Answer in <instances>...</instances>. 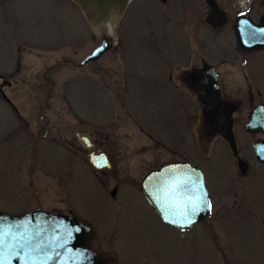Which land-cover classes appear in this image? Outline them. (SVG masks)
Returning <instances> with one entry per match:
<instances>
[{
    "label": "rangeland",
    "instance_id": "1",
    "mask_svg": "<svg viewBox=\"0 0 264 264\" xmlns=\"http://www.w3.org/2000/svg\"><path fill=\"white\" fill-rule=\"evenodd\" d=\"M258 1L253 0L250 10ZM5 5L9 8H1ZM204 6L201 0H133L122 21L120 41L114 45L119 51L115 54L107 51L96 62L76 66L69 62L58 65V62L65 57L80 62L100 40L90 31L83 15L74 19L71 3L66 0L0 1V67L14 60L10 44L13 33L31 29L34 35L43 31L53 36L56 23L68 32L67 37L62 33L60 40L49 46H32V42L25 40L19 42L22 69L17 75L9 76L11 85L4 88L6 97L18 110L1 107L4 100L0 97V126L3 128L0 129V213L17 216L36 208L67 213L71 208L72 215L93 224L95 243L101 241L106 245V251L114 253L116 264H223L221 250L234 238L226 235L225 227L220 224L218 201L215 206L218 214L209 221L188 231L175 230L159 219L137 185L140 177L157 163L153 154L158 148L153 145V138L164 144H176L171 131L178 125L180 131L187 130V124L181 121L174 126L169 109L153 102L139 103L143 98L139 89L129 95L134 104L127 102L122 89L124 76H138L144 70L139 47L144 30L145 37L154 38L160 23L170 28L172 34L180 28L175 39H186L182 30L193 21L190 14L193 7L195 10ZM11 27L14 31L8 36ZM53 64L48 76L54 81V87L48 104L44 105L47 108L42 110L40 105L46 101L47 89L40 78L44 69ZM185 116L184 111L182 117L185 119ZM16 119H19L17 124H28V129H20L23 132L18 134L19 138L13 136L16 133L9 134L10 124ZM42 123L48 131L39 138ZM76 123L87 124L102 134L109 128L115 140L125 145L130 154L124 167L105 175L106 185L100 180L104 178L102 174L95 175L80 163V168H74L75 158L70 167L61 168L63 152L59 147L62 143H73L72 130ZM199 124L196 118V130ZM139 126L151 137L143 135ZM18 139L30 143L35 139V144L36 140L40 144V148L36 144L38 164L33 173L26 170L33 159L28 143L18 155L8 156L13 147L17 148ZM50 144L56 145L51 151ZM186 144L193 158L198 160L202 144L193 140ZM186 144L184 154L188 155ZM7 149H10L8 154ZM72 151L67 148L64 152L69 157ZM167 152L165 150L164 158ZM22 154L26 157L22 158ZM145 161L146 166L142 168ZM117 183L118 190L113 197L109 191ZM214 193L218 199V194ZM110 243L114 250L109 251Z\"/></svg>",
    "mask_w": 264,
    "mask_h": 264
},
{
    "label": "flooded vegetation",
    "instance_id": "2",
    "mask_svg": "<svg viewBox=\"0 0 264 264\" xmlns=\"http://www.w3.org/2000/svg\"><path fill=\"white\" fill-rule=\"evenodd\" d=\"M66 1L71 3V10L75 14L74 19L76 16L82 15L76 4L71 0ZM201 1L205 6L195 7V10L193 7V11L190 13L193 21L187 25L185 31L182 30V35L185 33L186 39H175L174 35L179 32L180 28L172 34L170 28L160 23L157 24L154 38L145 37L144 30L143 38L139 44L140 53L143 56L141 65L143 64L144 70L138 76H124L122 89L127 102L134 104L133 98L129 95L134 93L135 89H139L143 94L139 103L153 102L157 106L164 107L165 110L169 109L174 126L181 121L187 124V130L180 131L177 128L178 125L171 131V136L176 144H164L153 138V145L156 144L158 148L157 153L153 154L157 163L140 177L137 185L140 190L144 176L154 169L173 162L192 161L204 175L211 211L207 219L182 231H188L204 224L209 221L211 216L217 215L215 206L218 201L221 208L218 214L220 224L225 227L226 235H232L234 238L230 245L227 243L225 249L221 250L223 264H264V158H259L256 151L257 143L264 148V47L242 48L239 45L235 27L238 24L244 27L246 22L249 25L260 23L261 17L264 16V0L258 1L254 9L245 13L237 12L230 5L229 0H211V5L207 3V0ZM132 3L133 0L129 5ZM129 5L118 24V42L120 41L122 21ZM4 7L9 8L6 5L1 8ZM13 31L14 28L11 27L8 36ZM52 33L53 36L50 32L46 35L43 31L34 35L31 29L13 33L14 37L10 44L14 60L7 61L3 64L4 67H0V97L4 100L1 101L3 104L1 107L5 105L9 110H18V107L6 97L4 88L11 85L9 76L17 75L22 69L19 42L25 40L27 43L32 42V46H49L50 43L59 41L62 33H66L64 36L67 37L68 32L66 28L62 29L56 23ZM147 39L150 40L147 41ZM118 51L119 49H116L114 45L108 50L112 54ZM97 60L90 62L93 63ZM64 62L81 66L82 60L74 62L72 58L65 57L58 62V65ZM53 67L54 64L47 66L40 78L42 86L47 89L46 101L40 105L42 110L47 108L44 105L48 104L50 93L54 87V81L48 76V72ZM7 69L9 71H6ZM111 77L114 79L113 74ZM43 82H50V84L45 85ZM146 96L149 97L146 99ZM184 111L186 112L185 119L182 117ZM196 118L200 121L197 130L194 128ZM18 121L19 119H16L13 123L12 120L9 134L16 133L13 136L19 138L18 134L23 132L20 129H28V124H17ZM77 124L81 123H76L72 130L74 144L62 143L61 147L57 146L63 152L61 168L70 167L72 158H75L77 161L75 159L74 162L72 161L74 168H80V163L87 170L90 169L93 174H102L104 178H100V180L102 184L106 185L108 178L105 175L115 173L117 167H124L130 154L125 145H121L115 140V136L109 128L102 134L87 124H82L86 128L77 137L74 134ZM139 128L143 135L151 137L147 135L142 126ZM0 129L3 128L0 126ZM41 130L39 138L48 131L44 126ZM81 137L86 143H89L90 147L82 144ZM20 139L16 143L17 148L11 149V154H8L10 149H7L8 151L5 153L8 156L18 155L19 151L25 147V143H28L33 159L26 170L28 173H33L36 163L38 164L37 152H39L40 144L36 140L37 147L35 139L32 143L26 139ZM189 140L202 144V152H199L198 160L193 158V152L189 151L188 144H186ZM184 143L189 156L184 154ZM118 144H120V148ZM54 146L56 145L50 144L49 150L51 151ZM98 146L103 148L106 153L105 157L99 155ZM152 147L151 145L148 149L150 150ZM67 148L73 149L69 157L64 152ZM160 148H162L161 151ZM91 150L100 165L108 164V160H110L114 165V171L93 169L85 157V154ZM165 150L169 153L167 152L168 156L164 158ZM21 157L25 158L26 154H22ZM144 163L141 164L142 168L146 166V161ZM118 186L119 183L115 184L113 188L116 187L118 190ZM214 191L218 194V199H216ZM71 213L72 209L69 208L64 214L87 225L92 230L90 249L116 264L115 255L110 251L114 250L112 243L108 246L112 253L110 254L105 249L106 245L100 243L101 241L95 243L93 224L88 220L77 218ZM159 219L161 218L159 217ZM161 221L165 223L162 219ZM165 224L175 230H181L168 223ZM94 244L95 248H93Z\"/></svg>",
    "mask_w": 264,
    "mask_h": 264
},
{
    "label": "water",
    "instance_id": "3",
    "mask_svg": "<svg viewBox=\"0 0 264 264\" xmlns=\"http://www.w3.org/2000/svg\"><path fill=\"white\" fill-rule=\"evenodd\" d=\"M85 18L100 44L81 65L98 59L118 40V24L132 0H71ZM211 5V0H207ZM239 45L264 47V16L260 23L235 25ZM250 27V29H249ZM250 31V32H249ZM86 126L77 124L79 137ZM82 144L90 147L81 137ZM99 155L105 157L98 146ZM259 158L264 148L256 144ZM95 170L114 171L110 160L100 165L92 150L85 154ZM117 188L110 190L115 196ZM140 193L153 211L165 222L181 230L210 216L211 208L202 171L192 161L166 164L146 174ZM92 230L64 213L36 208L21 216L0 213V264H114L109 258L90 249Z\"/></svg>",
    "mask_w": 264,
    "mask_h": 264
},
{
    "label": "built area",
    "instance_id": "4",
    "mask_svg": "<svg viewBox=\"0 0 264 264\" xmlns=\"http://www.w3.org/2000/svg\"><path fill=\"white\" fill-rule=\"evenodd\" d=\"M252 1L253 0H231V5L235 10L244 12L249 8Z\"/></svg>",
    "mask_w": 264,
    "mask_h": 264
},
{
    "label": "snow or ice",
    "instance_id": "5",
    "mask_svg": "<svg viewBox=\"0 0 264 264\" xmlns=\"http://www.w3.org/2000/svg\"><path fill=\"white\" fill-rule=\"evenodd\" d=\"M209 207H211V206L209 205Z\"/></svg>",
    "mask_w": 264,
    "mask_h": 264
}]
</instances>
